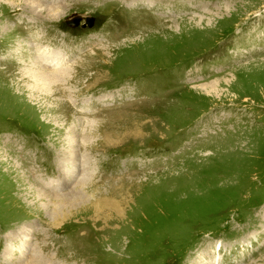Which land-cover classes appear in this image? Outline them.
<instances>
[{"label": "rangeland", "instance_id": "374dc122", "mask_svg": "<svg viewBox=\"0 0 264 264\" xmlns=\"http://www.w3.org/2000/svg\"><path fill=\"white\" fill-rule=\"evenodd\" d=\"M0 18V264H264V0Z\"/></svg>", "mask_w": 264, "mask_h": 264}, {"label": "bare ground", "instance_id": "6f19581e", "mask_svg": "<svg viewBox=\"0 0 264 264\" xmlns=\"http://www.w3.org/2000/svg\"><path fill=\"white\" fill-rule=\"evenodd\" d=\"M17 2H21L20 0H16ZM8 4V3H7ZM27 5H30V4H27ZM27 5H25V7H22L21 6V8H23V10H25V11H27L28 12V8H27ZM11 6V5H10ZM20 7V5H16V9L17 8H19ZM29 13H31V14H33L36 18H38L39 19V22L41 21V22H43L44 21V19H43V15L44 14H49L50 12H51V9L49 8V7H47V6H42V5H40V4H37V5H35V6H30L29 7ZM37 10H39V12L37 13ZM20 11V10H19ZM48 11H49V13H48ZM5 20V19H4ZM76 20V19H75ZM75 20H74V22H75ZM0 21H2V19L0 18ZM76 23H78V22H76ZM4 25H6V23L4 24ZM56 26H58L57 24H56ZM3 28V26L2 25H0V29H2ZM56 29H57V27H56ZM54 30H55V28H54ZM2 31V30H1ZM4 31H6V29L4 28ZM13 33L14 32H12L11 34H9V36H12L13 35ZM56 37H58V36H56ZM13 38V37H12ZM12 42V41H11ZM41 49H39V51H40ZM45 54H46V57L48 58V59H52L51 61L52 62H50L49 60V62L50 63H53V62H58L59 63V61L61 60V59H59V58H61V56H58V55H53L54 56V58H53V56H50L49 57V52L47 51V50H45V52H44ZM47 61V60H46ZM47 61V62H48ZM54 70H57V69H54ZM53 72H55V71H53V70H47L46 71V75L48 76H51V74L53 73ZM46 77V76H45ZM245 82V81H244ZM243 82V83H244ZM16 85V84H15ZM246 85V84H245ZM247 86V85H246ZM75 131V130H74ZM60 133V132H59ZM76 133V132H75ZM74 133V134H75ZM112 201V200H111ZM110 201V202H111ZM107 202V201H106ZM97 203V202H96ZM96 205V204H95ZM108 205H110V204H108ZM107 206V205H106ZM95 207V206H94ZM105 207V206H104ZM103 207V208H104ZM112 207H116L115 205H112ZM100 210V209H99ZM119 214H122L123 215V212L120 210V208L119 207H116V210L114 211V215H116L117 216V219L118 218H120L118 215Z\"/></svg>", "mask_w": 264, "mask_h": 264}, {"label": "water", "instance_id": "95a60500", "mask_svg": "<svg viewBox=\"0 0 264 264\" xmlns=\"http://www.w3.org/2000/svg\"><path fill=\"white\" fill-rule=\"evenodd\" d=\"M79 20V18H76L75 22H77ZM92 22H93V17H90L88 20H87V23L88 25H92ZM84 24V26L86 25Z\"/></svg>", "mask_w": 264, "mask_h": 264}]
</instances>
